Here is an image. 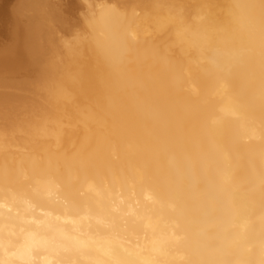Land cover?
Returning a JSON list of instances; mask_svg holds the SVG:
<instances>
[{"label": "bare ground", "instance_id": "6f19581e", "mask_svg": "<svg viewBox=\"0 0 264 264\" xmlns=\"http://www.w3.org/2000/svg\"><path fill=\"white\" fill-rule=\"evenodd\" d=\"M31 1L0 47V264H264V0H84L68 38Z\"/></svg>", "mask_w": 264, "mask_h": 264}, {"label": "rangeland", "instance_id": "374dc122", "mask_svg": "<svg viewBox=\"0 0 264 264\" xmlns=\"http://www.w3.org/2000/svg\"><path fill=\"white\" fill-rule=\"evenodd\" d=\"M24 0H0V47H1V44H8L9 45V43H10V41L12 42V36L9 34L10 33V31H13L14 29L13 28H9V25H7L10 21H11V23H10V26H12V27H14L15 25H17V24H14L16 21H15V19H17V17H15V15H14V12H13V10H17L18 8V6L17 5H19V3H20V5H22L21 4V2H23ZM27 2L28 1H31V0H26ZM35 1H37V0H35ZM46 2H48L49 0H45ZM54 2V4L52 5L51 4V2ZM49 2H48V4L47 5H52L51 7H46L45 5H44V11H43V9H41V11H39V12H41V13H46L45 11H47V9L50 11V13H52L54 16L51 18V22L52 23H56L57 24V26H59V27H61V28H65V30L64 29H61L60 28V30L61 31H59V33L61 34V33H63L62 35H63V38H68L69 36H71V35H73V34H75L77 31H78V28H79V25L77 24V22H78V19L81 17V14L83 13V11H84V9H83V7H82V4H83V1L84 0H50ZM56 1V2H55ZM19 2V3H18ZM27 2H25V7H26V3ZM31 2H33V0L31 1ZM29 3V2H28ZM57 3H59V5H56ZM60 3L62 4V6L60 5ZM17 4V5H16ZM23 4H24V2H23ZM19 5V6H20ZM49 5V6H50ZM56 5V6H55ZM14 6H17V7H14ZM53 6H55V7H53ZM58 6V7H57ZM59 6H61L60 7V9H59ZM57 7V8H56ZM12 8V9H11ZM45 8H47V9H45ZM55 8V9H54ZM10 9V11H8ZM59 11H58V10ZM19 10V9H18ZM23 10V9H22ZM24 10L26 11L27 10V12H28V14H31V13H33V15L35 16V14H36V12H35V10L34 11H31V10H29V9H26V8H24ZM54 10H56L55 11V13L56 12H58L57 14H54ZM12 11V12H11ZM49 11H47V12H49ZM10 14H12L10 17H12V18H9L8 17V15H9V13ZM18 12H20V10L19 11H16V16H19V20H21L23 17H25L26 15L28 16V17H25V18H28L29 19V15L27 14V13H25L24 12V14H23V17H20L21 16V14L23 13L22 11V13L21 14H18L17 15V13ZM30 12V13H29ZM59 12H60V14L62 15H64L63 17L62 16H59L60 14H59ZM33 15H31V17H32V19H33ZM56 15V16H55ZM35 18V17H34ZM58 19L57 21L55 20V19ZM76 18V19H75ZM8 19H10V21L8 20ZM11 19H13V21L11 20ZM28 19H23V20H21V21H27ZM52 19H54V21L52 20ZM59 20H61V21H59ZM75 20L77 21L76 23H75ZM8 21V22H7ZM15 21V22H14ZM73 21H74V23H73ZM14 22V23H13ZM59 22L61 23V25L59 24ZM13 23V25H11ZM17 23V22H16ZM73 24V25H72ZM3 25V26H2ZM5 25H6V28H8V29H12V30H8V29H6L5 28ZM69 25H70V27H69ZM64 26V27H63ZM72 27V28H71ZM74 27V28H73ZM14 28H16V26L14 27ZM70 30H69V29ZM4 29V30H3ZM6 30V31H5ZM77 30V31H76ZM62 31H64V32H62ZM4 32V33H3ZM7 32H9V33H7ZM73 33V34H72ZM7 34V35H6ZM7 37V38H6ZM9 37H11L10 39H8ZM3 42V43H2ZM5 42V43H4ZM7 42V43H6Z\"/></svg>", "mask_w": 264, "mask_h": 264}]
</instances>
